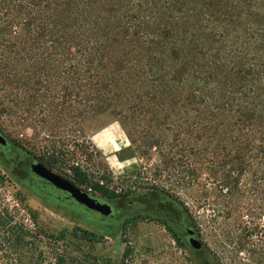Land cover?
Segmentation results:
<instances>
[{"label":"trees","instance_id":"trees-1","mask_svg":"<svg viewBox=\"0 0 264 264\" xmlns=\"http://www.w3.org/2000/svg\"><path fill=\"white\" fill-rule=\"evenodd\" d=\"M107 113L131 144L161 153L178 148L186 166L196 164L212 181L219 200L241 198L243 178L264 199V0H0V114L46 135L42 164L71 172L67 179L116 212L137 195L148 198L166 212L144 218L173 232V217L200 236L188 209L167 192L115 193L75 161L68 143L81 138L83 156L105 168L83 124ZM11 142L13 162L22 153L40 161ZM0 166L12 177L1 158ZM203 183L200 176L197 187ZM46 189L57 192L49 183ZM70 212L111 239L132 220L73 200ZM13 222L7 211L0 217V258L30 264V234ZM224 227L222 237L233 243ZM237 228L248 239L260 233L258 226ZM203 250L199 264H220Z\"/></svg>","mask_w":264,"mask_h":264},{"label":"rangeland","instance_id":"rangeland-1","mask_svg":"<svg viewBox=\"0 0 264 264\" xmlns=\"http://www.w3.org/2000/svg\"><path fill=\"white\" fill-rule=\"evenodd\" d=\"M83 129L102 154L105 168L96 157L83 156L81 138H71L68 149L76 153L75 161L88 167L96 180L118 194L147 189L165 191L188 209L199 238L220 264H264V199L257 198L254 185L247 186L243 178L241 198L219 200L212 181L207 180L205 173L196 172V164L186 166L178 148H173L172 153L169 148L161 153L144 149L139 143L131 144L117 120L108 113L90 119ZM0 130L42 163L46 135L35 136L30 128L20 126L5 114H0ZM61 138L60 141L68 142L64 135ZM170 141L175 144L172 136ZM54 172L66 179V175H71L69 171ZM200 176L204 185L197 187ZM6 211L13 217V225H23L30 234L24 238L35 252L30 264H193L188 250L163 223L139 217L125 225L116 239L105 237L70 217L63 219V214L46 207L0 166V217ZM218 212L222 217L215 218ZM218 223L230 232L233 243L222 237V224ZM239 225L258 226L260 233L248 239L237 228ZM5 263L0 258V264Z\"/></svg>","mask_w":264,"mask_h":264},{"label":"flooded vegetation","instance_id":"flooded-vegetation-1","mask_svg":"<svg viewBox=\"0 0 264 264\" xmlns=\"http://www.w3.org/2000/svg\"><path fill=\"white\" fill-rule=\"evenodd\" d=\"M6 139H7V145L6 146L0 145V158L4 160L6 166L9 168L12 177L17 181V183L20 186L23 187V189L27 190L34 197L43 201V203H45V205L50 207L51 210L70 217L71 216L70 203L72 199L69 197V195L59 190H56L57 191L56 194L54 193L52 194L48 192V190L46 189V185L48 183L39 179L31 172L30 167L32 163L36 162L35 159L29 157L28 155H24L23 153L21 155V158L17 162H13L11 159H9L7 157V153H8L7 149L11 148L12 142L7 137ZM155 193L156 192L153 191V194ZM176 202L177 201L174 200L173 198L169 199V203L172 204V206L178 207ZM125 206L126 205H124L123 208H120V211L118 212H116V209L113 206H111L112 207L111 214L114 213L115 220H119L120 219L119 217L124 216V214L127 213L129 219L130 218L135 219L137 217H144L148 214L153 217V215L157 216L161 213L166 212L164 211L165 209H162L161 206L156 202L155 203L153 202L152 205V203H150L148 198L145 199L144 197L138 195L136 197H133L128 202V205L126 207ZM168 220L172 225L171 226L172 231L177 234L179 241L188 250L192 263L199 264L198 259L202 258V253L204 252L203 247L200 250H194L188 246V244L192 241L193 238V236L190 235V231H193L195 233L194 229L187 226H182L180 221H178L176 218L172 217Z\"/></svg>","mask_w":264,"mask_h":264},{"label":"water","instance_id":"water-1","mask_svg":"<svg viewBox=\"0 0 264 264\" xmlns=\"http://www.w3.org/2000/svg\"><path fill=\"white\" fill-rule=\"evenodd\" d=\"M0 145H7V139L5 136H3V134H0ZM30 169L31 172L39 179L48 182L56 190L68 194L69 197L78 205L84 206L85 208L99 213L102 216H109L112 213V207L109 204L92 197L88 192L81 189L70 180L49 169L47 166H45L38 160H36L35 163L31 164ZM67 218V215L63 216V219ZM190 235L193 236V238L192 241L188 244V246L194 250H200L203 247V243L199 238L198 234H195L193 231H190Z\"/></svg>","mask_w":264,"mask_h":264}]
</instances>
